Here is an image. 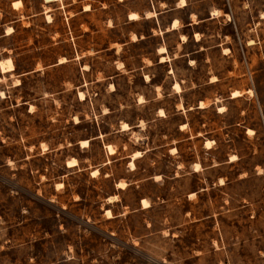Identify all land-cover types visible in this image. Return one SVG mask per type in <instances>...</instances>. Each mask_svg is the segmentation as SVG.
<instances>
[{"label": "rangeland", "instance_id": "obj_1", "mask_svg": "<svg viewBox=\"0 0 264 264\" xmlns=\"http://www.w3.org/2000/svg\"><path fill=\"white\" fill-rule=\"evenodd\" d=\"M184 1L0 0V264H264V0Z\"/></svg>", "mask_w": 264, "mask_h": 264}, {"label": "bare ground", "instance_id": "obj_2", "mask_svg": "<svg viewBox=\"0 0 264 264\" xmlns=\"http://www.w3.org/2000/svg\"><path fill=\"white\" fill-rule=\"evenodd\" d=\"M181 4H182V5H185V1H184V0H181ZM86 10H87V9H86ZM130 15H131L132 17H134V18L137 17L135 13H132V14H130ZM148 15H149V14H148ZM175 26H176V23L173 24V28H175ZM10 32H11V30L8 31L7 34H9ZM13 68H14V67H13V63H12V61H11L10 59H5V60H3V61H0V69H1L2 72L13 70ZM176 87L178 88L177 85H176ZM238 95H239L238 92H234V97H235V96H238ZM79 96L82 97L83 94H82V93H79ZM200 105H201V107H202V106H203V103H201ZM81 143H82V144H87V141L85 140V141H82ZM206 144L209 145V142H207ZM136 157H138V153H135L132 159H134V158H136ZM129 166L133 169V168H134L133 162H130V163H129ZM92 173L95 175V174L98 173V171H97V170H94ZM119 185H120V184H119ZM145 203H146V202L143 201V204H145ZM107 213L109 214L108 211H107Z\"/></svg>", "mask_w": 264, "mask_h": 264}, {"label": "trees", "instance_id": "obj_3", "mask_svg": "<svg viewBox=\"0 0 264 264\" xmlns=\"http://www.w3.org/2000/svg\"><path fill=\"white\" fill-rule=\"evenodd\" d=\"M13 33H14V32H13ZM14 65H15V69H16L17 66H16V64H14Z\"/></svg>", "mask_w": 264, "mask_h": 264}]
</instances>
